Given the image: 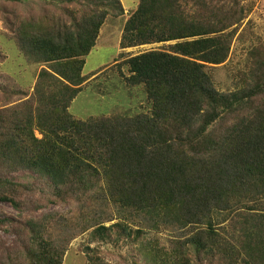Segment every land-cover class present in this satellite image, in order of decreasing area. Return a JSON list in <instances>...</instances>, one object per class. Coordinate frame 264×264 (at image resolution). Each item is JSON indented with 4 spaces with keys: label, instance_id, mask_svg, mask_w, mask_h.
I'll return each instance as SVG.
<instances>
[{
    "label": "trees",
    "instance_id": "obj_1",
    "mask_svg": "<svg viewBox=\"0 0 264 264\" xmlns=\"http://www.w3.org/2000/svg\"><path fill=\"white\" fill-rule=\"evenodd\" d=\"M0 2L20 53L44 65L28 90L8 93L23 99L0 105V201L32 213L76 204L78 217L88 201L110 204L114 235L100 220L92 234L114 246L136 240L135 264H264V52L235 91L217 89L210 72L228 60L245 5L138 0L121 47L169 43L120 65L128 84L144 87L149 111L83 120L70 107L102 27L126 12L122 0ZM29 216H0V230L20 227L23 239L7 264H64L70 237L56 241L53 217ZM164 230L184 234L149 237Z\"/></svg>",
    "mask_w": 264,
    "mask_h": 264
},
{
    "label": "rangeland",
    "instance_id": "obj_2",
    "mask_svg": "<svg viewBox=\"0 0 264 264\" xmlns=\"http://www.w3.org/2000/svg\"><path fill=\"white\" fill-rule=\"evenodd\" d=\"M238 1L240 5H245L249 9L248 15L240 25L228 60L210 69L217 89L222 92L237 90L241 86L242 73L250 72L256 57L264 52V0ZM122 3L126 9L125 14L118 18L110 17L105 22L96 47L87 57L84 75L88 80L70 107V112L79 119L87 120L116 113H127L130 110L134 113L149 111L150 103L144 87L128 84L121 73V71L127 73V68L120 65L128 57L150 50L163 49L164 45L169 43L146 44L123 49L121 39L124 26L134 8L137 7L138 0H122ZM0 6L3 7V2H0ZM54 12L53 9L52 13ZM15 37L14 29L8 26L4 13L1 12L0 51H3L7 58L5 61H0V94L3 90L2 86L6 88V91L0 95V105L11 106L23 99L17 94L10 98L8 93L28 90L26 88L35 83L39 71L44 66L25 60L13 40ZM119 55L121 56L117 62L116 58ZM247 83H252L250 77ZM32 90L33 87L30 88L29 94ZM263 98L264 94L258 97L259 100ZM37 135L40 136L39 133ZM20 179L24 180L23 177ZM88 203L85 207V215L78 217L79 207L76 204H51L47 208L32 213L21 212L8 201H0V216H14L22 220H26L29 215H31L29 217L33 215L53 217L51 224L56 241L63 243V240L70 237L64 264H95V261L100 264H135V259L129 253H138L136 247L139 243L136 240L130 243V240L123 238L127 243L114 246L112 243L95 239L92 234L96 227L94 225H97L96 222L100 220L109 228L108 233L112 232L114 235L113 225L120 221L116 208L110 204L101 205L91 201ZM87 216H89L87 225L91 226L84 228L83 220ZM129 223L138 227L136 223ZM20 231V227L13 232L0 230V264H7L8 254L16 257L22 252L20 249L23 239L19 234ZM148 233L149 237L152 235L161 237L164 244L167 243L168 238L184 234L181 230H164L158 235L156 231ZM23 237L27 239L26 234ZM88 247L93 251H89ZM91 257H94L95 261H92Z\"/></svg>",
    "mask_w": 264,
    "mask_h": 264
}]
</instances>
